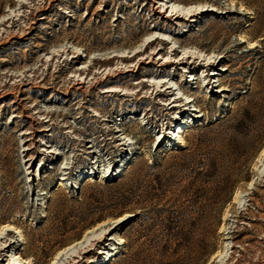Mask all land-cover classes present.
<instances>
[{
    "label": "rangeland",
    "instance_id": "obj_1",
    "mask_svg": "<svg viewBox=\"0 0 264 264\" xmlns=\"http://www.w3.org/2000/svg\"><path fill=\"white\" fill-rule=\"evenodd\" d=\"M164 1L0 0V264H264V0Z\"/></svg>",
    "mask_w": 264,
    "mask_h": 264
},
{
    "label": "bare ground",
    "instance_id": "obj_2",
    "mask_svg": "<svg viewBox=\"0 0 264 264\" xmlns=\"http://www.w3.org/2000/svg\"><path fill=\"white\" fill-rule=\"evenodd\" d=\"M162 2H163V7L164 8H166V12H170V14L171 15H176L177 16V18L176 19H178V18H184V17H188L187 18V20L188 19H192V18H195L194 20H192L193 22H195L197 19V17L198 16H201V15H203L204 14V12L205 11H207L209 8L207 7V8H205L204 7V5H192V4H189V5H185V6H181V5H179V4H175V3H168V1H164V0H161ZM209 10H213L212 8L211 9H209ZM231 11H233V10H228V12H231ZM162 12V11H161ZM164 12V11H163ZM225 13H226V11H225ZM162 14V13H161ZM155 32V31H154ZM151 34V33H150ZM149 34V35H150ZM147 38V37H146ZM170 38V37H169ZM143 40V39H142ZM153 40H161V41H163V42H165V43H167V44H170V41H168V37H166V36H164V35H162V36H159V35H151L148 39H146V41H144V43L145 44H147V45H149L150 44V42H152ZM169 40H171V39H169ZM143 43V42H142ZM175 45V44H174ZM142 46V45H141ZM173 46V45H172ZM143 47V46H142ZM174 47V46H173ZM138 48H140V46L138 47ZM135 49H137L136 47H135ZM171 50H173V51H175L176 49H171ZM182 50H184V49H182ZM139 51V50H138ZM188 51H190V50H188ZM129 53H131L130 51H128ZM191 52V51H190ZM122 53L123 52H120V53H118V54H121L120 56H123V57H125V55H122ZM136 53H138L137 51L134 53V54H136ZM159 53V52H158ZM158 53H156V54H158ZM118 54H116V55H118ZM190 54V53H189ZM188 53H187V49H186V51L184 50L183 51V55L180 57V59L178 60V62L177 63H179V61L180 60H183V59H185V58H187V60H189L192 56L191 55H189ZM192 54V53H191ZM114 55V54H113ZM131 55H132V53H131ZM91 56H93V55H91ZM112 56V55H111ZM115 56V55H114ZM130 56V55H129ZM200 56V55H199ZM199 56H196V57H194L193 56V61L194 60H199ZM117 57V56H116ZM128 57V56H127ZM131 57V56H130ZM221 57V56H220ZM201 58V57H200ZM192 59V58H191ZM202 59H204V57L202 58ZM176 60V59H175ZM165 62H171V60L170 61H168V60H166ZM174 62V61H173ZM213 61H209L208 62V60H207V62H203V61H199V64H204V65H210L211 63H212ZM175 63H176V61H175ZM222 69V68H221ZM224 69V68H223ZM213 70H215V69H213ZM218 73V72H217ZM217 73L215 72V71H212L210 74L211 75H213V77H214V75H217ZM148 82H149V80H148ZM149 83H151L150 85L151 86H158V85H160L161 87H166L167 89H170L171 91H172V88H171V86L170 85H168V83L169 82H167L165 79H162V80H159V81H157V80H150V82ZM219 90L220 91H224V90H227V88H225V87H223V86H221L220 84H219ZM114 92V91H116V89H114V88H109V89H106L105 90V92ZM128 91V90H127ZM129 92V91H128ZM125 93V92H124ZM178 93V92H177ZM176 94V93H175ZM172 95H174V93L172 94ZM178 95H180V93H178V94H176V97L175 98H178V99H176L174 102H176V101H180L181 102V104L183 105V106H186V105H189V103L191 102V99H189V98H187V97H185V98H183V97H181V96H178ZM191 110V109H190ZM193 111H194V109H193ZM196 116H199V115H196ZM180 118H182V117H180ZM179 118V119H180ZM178 119V118H177ZM186 123H189V122H186ZM190 125V124H189ZM185 126L184 125H181V124H178L177 125V128L172 132V134L173 135H176V137L180 140V141H182V134L184 133V131H185ZM41 131H43V130H41ZM173 135L171 136V138H170V141H171V139H172V137H173ZM125 139V138H124ZM156 140V139H155ZM161 141H162V139H160V137H158L157 138V141H154V142H156L157 144H159V143H161ZM184 141V140H183ZM182 141V142H183ZM123 145H125V142H123L122 143ZM181 144H183V143H181ZM264 155V149H262V151H261V153H260V160H261V156H263ZM258 159V158H257ZM258 163V162H257ZM262 163V162H261ZM260 163V164H261ZM260 166V165H259ZM258 167V166H257ZM256 167V168H257ZM261 167V166H260ZM259 167V168H260ZM259 170V169H258ZM114 171V170H113ZM256 171V170H255ZM112 173V171L109 173V174H111ZM87 174H88V172H87ZM80 175H83V174H80ZM112 175V174H111ZM114 175H117V174H114ZM118 175H120V173H118ZM88 176H86L85 177V179L87 178ZM101 178L103 179L104 177L103 176H101ZM79 179H80V177H79ZM84 179V180H85ZM76 184H77V182H76ZM58 185H60V186H64V182H63V180H61V178L59 179V183H58ZM81 185V184H80ZM71 187H72V185H71ZM63 188V187H62ZM239 191V190H238ZM237 193V192H236ZM240 194V193H239ZM234 200V199H233ZM235 200H237L238 202H239V195H236V197H235ZM234 200V201H235ZM4 228H7V229H9V231H11V229H13V230H16V228L15 227H12V225H9V224H5V225H1L0 226V229H1V231H2V229H4ZM93 232V230H88V231H86L85 232V234H84V237H85V240H77V241H74V242H72V243H70V244H68V245H66L65 247H63L62 249H60V250H58L56 253H55V255H54V258H53V260H51L48 264H56V262H57V260H59L60 258H62L61 256H62V254H68V252H70V251H72L73 249H77L78 248V250L77 251H75L76 252V254H70V257H72L71 258V261L72 260H75L81 253H88L89 252V250H90V247H91V245L94 243V242H103L105 239H107L106 238V236H105V234L103 235V236H101V237H97V238H93V239H91V237L89 236L90 235V233H92ZM108 233H110V232H107V234ZM91 240V241H90ZM87 241H90L89 242V244L87 243V245H84ZM12 246V243H4V244H0V256H3V254L2 253H5V251L8 249V248H10ZM115 248H110V250L112 251V250H114ZM107 252H105L104 251V249H101L100 251H99V254L101 255V256H103V255H105ZM220 253V252H219ZM219 253H218V255H219ZM221 254V253H220ZM63 256H65V255H63ZM112 256H113V254H110V252L108 251V253H107V257H105L104 259L106 260V258H107V260L109 261V260H111V258H112ZM214 256H215V254H214ZM213 256V257H214ZM220 256V255H219ZM69 257V258H70ZM216 257V256H215ZM4 259V256H3V258H1V261ZM100 259V258H99ZM63 260V259H62ZM61 261V260H60ZM69 261V260H68ZM217 261V260H216ZM59 262V261H58ZM57 262V263H58ZM66 262V261H65ZM211 262H212V260H211ZM67 263V262H66ZM221 263V262H220ZM7 264H20L19 262H10V261H7Z\"/></svg>",
    "mask_w": 264,
    "mask_h": 264
}]
</instances>
